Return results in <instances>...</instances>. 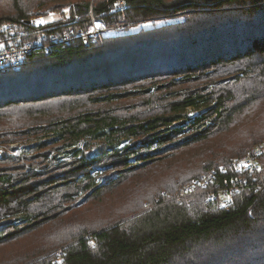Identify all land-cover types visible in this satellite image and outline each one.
Segmentation results:
<instances>
[{
    "label": "trees",
    "instance_id": "1",
    "mask_svg": "<svg viewBox=\"0 0 264 264\" xmlns=\"http://www.w3.org/2000/svg\"><path fill=\"white\" fill-rule=\"evenodd\" d=\"M26 1L0 15V44L80 37L0 72V264H264V153L259 171L218 176L246 180L228 206L202 190L175 197L177 180L264 141V123L222 161L184 177L172 158L144 185L162 154L264 103V0ZM97 23L105 30L84 43Z\"/></svg>",
    "mask_w": 264,
    "mask_h": 264
},
{
    "label": "built area",
    "instance_id": "2",
    "mask_svg": "<svg viewBox=\"0 0 264 264\" xmlns=\"http://www.w3.org/2000/svg\"><path fill=\"white\" fill-rule=\"evenodd\" d=\"M126 7L124 1H119L113 11L123 10ZM46 18L37 17L32 18L31 24L34 26H42L44 24H38L36 21ZM99 26V27H98ZM126 24L117 25L115 28L122 29ZM105 30V27L97 23L92 30L86 34H82L84 43H88L89 39H95L100 31ZM75 37H80V30L76 33L70 30L68 33L62 35H42L38 42H23L20 39L13 40V43L0 45V72L9 69H19L27 61L28 56L37 49L44 50L46 53H51L54 47L58 44L70 41ZM264 153V141L257 144L253 148L249 149L243 156L234 157L228 160L225 164L212 167L206 174L199 178L194 179L191 183L181 185L177 189L175 197L177 199H183L190 195L202 190L205 195V200L208 204L217 205L219 207H225L231 204L233 195L239 190V186L246 180L244 177H239L246 171L260 170L262 167L259 157ZM230 170H233L235 174H240L236 179H232L230 182L224 180L220 182L218 179L220 174H227ZM230 197L231 199H228Z\"/></svg>",
    "mask_w": 264,
    "mask_h": 264
},
{
    "label": "rangeland",
    "instance_id": "3",
    "mask_svg": "<svg viewBox=\"0 0 264 264\" xmlns=\"http://www.w3.org/2000/svg\"><path fill=\"white\" fill-rule=\"evenodd\" d=\"M26 2L30 4L28 0ZM13 10H14L13 0H2L0 2V15L1 14L2 15H8V14L12 15ZM60 15H61V12L54 11V12H49L47 16L41 15V16H36L34 18L43 17V18H47L50 20H58ZM162 22L164 21L160 20V21H157L156 24H161ZM152 25H153L152 21L143 22L141 23V25L134 28V30L138 29L141 26L149 27ZM11 43H13V40L9 42V44ZM6 44L7 43L3 41L1 42L0 45L3 46ZM258 108L259 109L253 111L251 115L247 116L246 118L239 119L235 123H232L230 126H228L226 130L215 135L212 138L206 137L203 140L196 141L188 145L185 148H182L179 150L174 148V150H171L168 153L166 152L167 155L166 153L162 154L163 156L161 155L162 156L161 158L163 159V162L162 163L155 162L153 165L154 169H152L151 172L147 173L145 184H144L145 187L148 188L149 191L153 190V187L156 186L160 180L159 177H157L158 176L157 171L159 173V169L161 168L160 164H162L163 166H169L168 162L172 158L177 159V164L181 168L184 177H189V175L193 171H195L194 173H196L199 170V167L203 166L206 162H208V160H211V161L213 160V162L222 161L221 159H223L226 155V153L224 152L228 151V148H230V146L234 143V141L239 140L242 136L244 137L248 129L252 127L253 125H256L257 123H264V103L261 104ZM187 112L189 113V115L198 114L196 113L195 109H193V107L189 108ZM245 128H247L246 133L244 132ZM239 136L241 137L238 139ZM222 144L223 146H221ZM21 147L22 146H19L18 148H21ZM20 150L21 149L10 150V152L11 153L13 152L14 154L18 155L20 153ZM3 151L4 149L0 147V156H2ZM164 156H169V157H164ZM231 158H234V157H231ZM231 158H229V160ZM259 161L261 162L260 159ZM222 164H225V163H222ZM204 174L205 173H203L202 175ZM100 176L102 177L101 174ZM101 177H99V180ZM102 178H103L102 180L105 179V177H102ZM176 183L179 184L178 188L181 185H184V184L179 183V180H177ZM80 198H79V202H80Z\"/></svg>",
    "mask_w": 264,
    "mask_h": 264
},
{
    "label": "snow or ice",
    "instance_id": "4",
    "mask_svg": "<svg viewBox=\"0 0 264 264\" xmlns=\"http://www.w3.org/2000/svg\"><path fill=\"white\" fill-rule=\"evenodd\" d=\"M65 11H67V9H65ZM36 23L38 24H44V23H47V21L43 20V19H40L38 21H36ZM99 27V26H98ZM228 199H231L230 197H228Z\"/></svg>",
    "mask_w": 264,
    "mask_h": 264
},
{
    "label": "water",
    "instance_id": "5",
    "mask_svg": "<svg viewBox=\"0 0 264 264\" xmlns=\"http://www.w3.org/2000/svg\"><path fill=\"white\" fill-rule=\"evenodd\" d=\"M29 22H31V21L29 20ZM152 90H153L152 87L145 89V91H152Z\"/></svg>",
    "mask_w": 264,
    "mask_h": 264
}]
</instances>
